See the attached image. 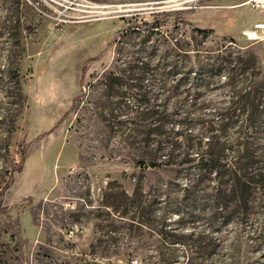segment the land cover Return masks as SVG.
<instances>
[{
    "label": "rangeland",
    "instance_id": "374dc122",
    "mask_svg": "<svg viewBox=\"0 0 264 264\" xmlns=\"http://www.w3.org/2000/svg\"><path fill=\"white\" fill-rule=\"evenodd\" d=\"M248 1L0 0V264H264V188L237 222L215 175L188 193L192 164L161 165L188 151L186 118L192 155L218 115L241 121L215 133L228 163L262 151L264 40L242 31L264 12ZM138 186L145 207L126 198Z\"/></svg>",
    "mask_w": 264,
    "mask_h": 264
},
{
    "label": "trees",
    "instance_id": "16d2710c",
    "mask_svg": "<svg viewBox=\"0 0 264 264\" xmlns=\"http://www.w3.org/2000/svg\"><path fill=\"white\" fill-rule=\"evenodd\" d=\"M182 14L183 13H178L175 19L176 23L183 26H190L194 31L205 35L213 32L212 29H202L193 25L191 22L187 21L182 16ZM19 84L18 86H20ZM216 118L217 119L209 122V132H212L213 134L207 141V150L198 151L196 156L192 155L191 150L193 151L195 148L201 150L203 148V138L202 136H193L192 132H188V127L190 122H192V119L186 118L184 121H181L180 124L186 133L185 138H187L186 140L189 142V145L186 146L189 152H182L180 150V146L178 147L177 144L174 145V143H172V149H169V147L164 148L166 150V154L163 155L165 158L162 159L161 165L163 164L165 166H173L179 164L184 165L188 163L192 164V172L190 173V178H188L189 183L187 184L186 188L188 193H191V190H195L197 188L198 189L196 192H200L201 190L199 188V183H201L203 177L215 175V179L219 181L218 185L220 187L217 192L223 194H221V196L225 202H227L229 198L230 202L233 203L232 208H228L230 210L232 209L231 211L229 210L230 214L238 218V222L243 216H247L249 214L250 205L252 203V191L256 190V188H264V166L258 167V165L264 163V147L260 153H254L253 150L256 147L250 150L248 148L247 142L244 144H239L237 145L238 148L234 152L235 155L233 156V160L228 163L224 155L225 146H222V144L218 142V137H216L215 133L216 131H220L225 135L227 128L230 127V125L236 124L239 121V117L237 116L236 118L235 115H218ZM255 120L256 115L253 114L247 116L245 119H242V123H244L243 125L248 126V128L245 130V132L238 131V133L243 134L246 137L249 136V131L251 130V126H253ZM214 124L219 128L215 129L213 126ZM12 132L13 127L10 133ZM46 135L47 133L40 135L37 137L36 141L42 137H45ZM211 140L214 142H211ZM215 140L217 142H215ZM241 145L242 148H240ZM6 149L8 150L9 147L6 146ZM168 149L169 151H167ZM176 150H178V153L174 154ZM178 158H181V160L178 161ZM150 166L156 167L159 165L155 162H151ZM18 170L20 171L21 169ZM186 170L189 171L191 169L187 168ZM13 179L14 177L11 178V180L3 187L0 192V207L3 204V196L6 190H8L10 185L13 183ZM194 195L195 194L192 193V196ZM126 198L132 200V203L138 208L142 206L145 207L143 205L144 201L142 199V191H140L139 186L136 188L131 197ZM225 206H227V204H225ZM225 206L224 211L227 210V207ZM142 222L143 221H140V223Z\"/></svg>",
    "mask_w": 264,
    "mask_h": 264
},
{
    "label": "built area",
    "instance_id": "2783aa9c",
    "mask_svg": "<svg viewBox=\"0 0 264 264\" xmlns=\"http://www.w3.org/2000/svg\"><path fill=\"white\" fill-rule=\"evenodd\" d=\"M252 9L264 12V0H249L247 3ZM243 37L249 41L264 40V18L253 24L252 27L242 31Z\"/></svg>",
    "mask_w": 264,
    "mask_h": 264
},
{
    "label": "bare ground",
    "instance_id": "6f19581e",
    "mask_svg": "<svg viewBox=\"0 0 264 264\" xmlns=\"http://www.w3.org/2000/svg\"><path fill=\"white\" fill-rule=\"evenodd\" d=\"M95 8H102V9H105L107 8L108 6H100V7H97V6H94Z\"/></svg>",
    "mask_w": 264,
    "mask_h": 264
}]
</instances>
